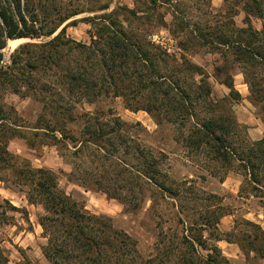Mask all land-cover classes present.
Segmentation results:
<instances>
[{
  "label": "trees",
  "instance_id": "trees-1",
  "mask_svg": "<svg viewBox=\"0 0 264 264\" xmlns=\"http://www.w3.org/2000/svg\"><path fill=\"white\" fill-rule=\"evenodd\" d=\"M113 1L0 0V181L5 182L1 174L10 173L26 188L28 202L43 207L46 214L39 223L48 238L43 253L50 264H230L218 245L222 240L234 242L218 230L227 213L207 210L189 222L178 211L181 227L162 230L157 254L143 258L129 234L116 229L109 218L86 212L67 195L54 171L21 164L8 149L16 137L32 147L38 138H51V144L65 149L70 140L81 163L74 160L73 181L86 188L123 203L133 201L135 207L143 200L137 190L140 195L150 191L155 208L160 198L180 197L181 184L169 183L164 172L166 155L155 156L133 137L130 125L112 108L106 113L74 112L82 103L121 98L127 109L146 111L158 124L173 125L177 142L200 167L242 168L251 194L264 200V137L249 141L243 136L233 114L222 111L226 98L216 99L202 66L186 55L191 48L219 54L224 64L216 66V77L227 74L223 84L229 97H241L228 73L230 64L241 69L253 97H262L264 27L258 30L252 22L264 19V0H224L234 14L243 3V27L233 20L191 23L174 10L171 33L186 35L178 42L184 52L180 57L140 34L144 18L126 5L111 8ZM150 2L154 8L168 3ZM85 13L89 15L78 18ZM81 22L90 25L89 43L67 36V28ZM7 34L11 40L40 42L21 44L5 63ZM8 93L39 100V121L45 127L30 131L20 125L16 110L3 101ZM69 122L82 125L78 135L67 129ZM10 211L18 208L6 200L0 203V225L11 221ZM262 232L252 239L254 251ZM8 263L0 249V264Z\"/></svg>",
  "mask_w": 264,
  "mask_h": 264
},
{
  "label": "rangeland",
  "instance_id": "rangeland-1",
  "mask_svg": "<svg viewBox=\"0 0 264 264\" xmlns=\"http://www.w3.org/2000/svg\"><path fill=\"white\" fill-rule=\"evenodd\" d=\"M166 1L168 3L154 8L150 0H114L111 8L120 4L137 11L138 15L144 18L140 34L167 46L169 52L177 54L178 57L184 53L178 42L186 39V35L181 33L174 37L171 33L174 10L191 23L208 22L215 25L218 20L221 22L233 20L237 26H244L243 3L235 7L238 12L234 14L231 12V3L227 4L224 0ZM159 3H162V0ZM88 15L85 13L78 18ZM252 23L258 30L264 27V19H253ZM89 30L90 25L81 22L77 26H69L66 33L72 39L89 43ZM26 42L40 40H8L4 49L5 63H9L10 55ZM186 55L191 61L202 66L213 86L216 99L226 98L222 111L227 110L233 114L241 125L240 131L243 132V136L249 141L262 139L264 91L262 97H253L248 84L247 90L243 84L241 69L236 64H230L228 73L236 80L235 90L239 93V89H242L239 93L241 97L232 99L229 97L230 90L223 84L227 74L216 77V66L224 64L219 54L207 48H191ZM257 73L259 78L262 77L259 74L261 71ZM261 84L264 90V81ZM2 98L8 107L16 110L19 124L26 130L35 131L39 127H45L39 121L43 113V104L35 97H20L8 93ZM109 108L130 125L131 135L150 148L155 156H160L161 153L166 155L163 169L168 175L169 183H173L174 186L181 184L180 197L160 198L159 205L155 208L156 198L151 197L152 193L144 190L140 195L137 190L138 198L143 200L135 207L133 201L123 203L118 199L109 198L105 193L86 188L73 181L74 160L79 163L80 158L74 157L73 142L70 140L69 149H65L51 144V138L44 137L43 140L38 138L36 145L32 147L27 140L16 137L10 140L8 149L16 155L21 164L26 163L34 168L54 171L58 176L60 188L67 195L77 201L86 212L109 218L116 229L129 234L136 240L137 249L143 258L157 254L155 247L163 231L181 227L176 218L178 211H181V216L190 222L199 219L201 213L209 210L219 214L227 213L221 218L218 230L224 236L229 234L234 242L222 240L218 245L230 264H264V200L251 194L244 170L236 165L231 168L223 167L221 164L212 166V169L200 167L182 144L177 142L176 129L173 125L158 124L146 111L133 112L127 109L121 98H103L94 104L82 103L76 106L74 112L76 115L99 110L106 113ZM81 126L73 122L67 123V129L76 135L79 134ZM1 175L4 176L5 182L0 181V203L4 204L6 200L18 208V211L8 213L12 216L9 223L0 225V249L8 256V264H50L43 253L48 238L44 236V229L39 223L40 218L46 214L43 207L28 202L26 188L16 184L10 173ZM129 190H124L123 193L130 194ZM260 232L263 234L259 240L254 241L257 249L254 251L251 242Z\"/></svg>",
  "mask_w": 264,
  "mask_h": 264
},
{
  "label": "crops",
  "instance_id": "crops-1",
  "mask_svg": "<svg viewBox=\"0 0 264 264\" xmlns=\"http://www.w3.org/2000/svg\"><path fill=\"white\" fill-rule=\"evenodd\" d=\"M240 76H241V78H242V80H243V84L245 85V88H246V90H247L248 87H247V83L245 82V78H244L243 73H241ZM233 80H234V85H235V84H236V80H235L234 77H233ZM239 80H240V79H239ZM243 84H242V86H243ZM239 90H240V92H242V91H241L242 89H239ZM240 92H239V93H240Z\"/></svg>",
  "mask_w": 264,
  "mask_h": 264
},
{
  "label": "water",
  "instance_id": "water-1",
  "mask_svg": "<svg viewBox=\"0 0 264 264\" xmlns=\"http://www.w3.org/2000/svg\"><path fill=\"white\" fill-rule=\"evenodd\" d=\"M7 39H8L9 41H12V40L10 39V37L8 36V34H7Z\"/></svg>",
  "mask_w": 264,
  "mask_h": 264
}]
</instances>
